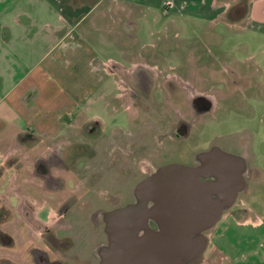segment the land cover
Listing matches in <instances>:
<instances>
[{"label": "flooded vegetation", "instance_id": "af4514ba", "mask_svg": "<svg viewBox=\"0 0 264 264\" xmlns=\"http://www.w3.org/2000/svg\"><path fill=\"white\" fill-rule=\"evenodd\" d=\"M118 27L130 36L126 30L135 25L125 20ZM120 54L129 57L127 66L106 71L110 85L102 76L98 84H85L80 105L68 107L64 134L50 138L46 152L26 155L24 149L1 168L2 190L9 194L0 198V264H102L100 248L109 244L105 216L135 203L137 187L166 166L209 167L220 158L201 155L212 151L236 155L232 168L244 180L236 202L255 180L259 162L250 126L206 135L188 156L183 145L200 128L211 127L219 110L230 113L233 98L240 109L247 84L256 88L257 81L225 65L174 70L130 56L129 49ZM231 73L238 78L231 80ZM217 80L228 85L219 93L213 88ZM230 85L236 90L229 91ZM41 138L31 137L37 143Z\"/></svg>", "mask_w": 264, "mask_h": 264}, {"label": "crops", "instance_id": "0c3cea01", "mask_svg": "<svg viewBox=\"0 0 264 264\" xmlns=\"http://www.w3.org/2000/svg\"><path fill=\"white\" fill-rule=\"evenodd\" d=\"M235 2L0 0V139L2 140V132L8 129L14 138L28 134L29 138L38 135L48 140L64 134L69 118L68 107L80 105L83 89L80 84L66 86L59 83L49 70H53L52 63H56L53 50L57 45L62 46L64 55L72 56L69 67L72 70L81 69L78 60L83 49L79 44L82 35L80 33L78 36L76 33L84 22L89 21V26L98 27L106 19L110 21L106 24L115 28L131 19L139 27L142 23L137 21L135 10H139V18L148 17V11L167 10L195 17L208 26L210 23L217 24L222 19L230 24L251 25L250 28L264 38V0H250L248 14L239 21H229L226 19V12ZM211 33L212 31L208 32ZM263 48L264 44L262 51ZM41 55L47 62V69L40 67L38 71L39 62L34 61ZM76 57H79L78 60ZM58 62L61 65L63 63ZM56 68L59 67H55V70ZM24 149L19 145V148L15 147L9 153L2 151L0 147V170L9 155L20 154ZM30 162L27 160V165ZM254 173L256 178L249 184L241 201L240 218L234 214L239 233L229 231L228 234L227 229L222 234L224 242L212 246L208 243L205 252L194 264H264V161L259 163ZM15 180L16 177L13 182ZM2 188L0 179V198L9 194ZM22 209L21 206L18 210Z\"/></svg>", "mask_w": 264, "mask_h": 264}, {"label": "rangeland", "instance_id": "374dc122", "mask_svg": "<svg viewBox=\"0 0 264 264\" xmlns=\"http://www.w3.org/2000/svg\"><path fill=\"white\" fill-rule=\"evenodd\" d=\"M146 14L148 17L139 18V10H135L134 15L137 17V21L142 24L139 27L135 26L126 30L135 38L121 32L118 26L114 28V26L106 24L110 22L106 19L98 24V27L89 26V21L84 22L76 33L78 36L80 33L82 35V38L79 39V44L83 46L82 55L79 56V60V57H76L81 69L72 70L69 67V60L72 59V56L64 55L62 46L57 45L53 50L56 63L53 62V70H49L53 74L52 76L56 81L66 84V86H70L72 83L80 84L82 89L87 83L98 84L101 76L104 77L102 82L110 85L112 81L110 77L106 76V71L118 70L117 65L124 68L130 60L128 56L120 54L121 48L129 49L132 52L130 56L134 55L142 60L150 58L158 64L165 62L168 67L174 65L176 67L174 70L217 69L225 65L233 71H240L242 74L248 75L247 79L257 81L258 88L247 84L245 88L247 99L240 98V109H237L236 100L233 98L230 113H226L222 109L219 110L216 113L218 117L215 118V123L209 128L206 127V130L200 128L196 135L193 133L183 145V151L188 156L187 152H191L197 140L200 142L201 138L206 135L218 136V133H223L227 129L246 125L253 130V146L254 152L258 154V162L264 161V156H262L264 151V50H261L264 38L262 35L253 31L254 29L250 28L251 25L249 27L244 23L230 24L224 19L217 24L210 23V29H207L208 24L195 17L182 16L167 10H152ZM130 21L132 20L130 19ZM206 30H210L212 33L208 34ZM154 52L156 53L155 58L150 55ZM42 57L43 55L34 61L39 62L38 71H40V67L47 69V62ZM57 60L63 62L62 65ZM55 67L60 69L56 68L55 70ZM230 77L231 80L233 77L238 78L233 73ZM220 84L221 82L217 80L213 87L216 89V93H219L218 90L221 88L228 87L227 82L223 87ZM234 89V85H230L228 88L229 91ZM220 105H224V100L221 99ZM3 132L0 147L2 151L9 153H12L15 147L19 148V145L25 148L26 155L33 154L35 151L46 152L50 143L49 139L45 140L44 138H41L39 143L29 137L23 141L22 136L25 134L14 138L9 129ZM183 158L186 159V156ZM29 160L31 161V159ZM242 199L243 195L232 207L231 212L223 215L215 227L209 231V245L222 244L225 240L222 238V234H225L227 229V233L229 231L239 233L234 214L240 218Z\"/></svg>", "mask_w": 264, "mask_h": 264}, {"label": "water", "instance_id": "95a60500", "mask_svg": "<svg viewBox=\"0 0 264 264\" xmlns=\"http://www.w3.org/2000/svg\"><path fill=\"white\" fill-rule=\"evenodd\" d=\"M209 155L220 160L209 167L166 166L137 187L135 203L107 213L109 244L100 248L102 264H193L200 259L208 231L235 204L244 185L241 170L232 168L239 162L236 155L212 151L201 157Z\"/></svg>", "mask_w": 264, "mask_h": 264}, {"label": "trees", "instance_id": "16d2710c", "mask_svg": "<svg viewBox=\"0 0 264 264\" xmlns=\"http://www.w3.org/2000/svg\"><path fill=\"white\" fill-rule=\"evenodd\" d=\"M250 0H236L226 12V19L229 21H239L243 19L249 11Z\"/></svg>", "mask_w": 264, "mask_h": 264}]
</instances>
